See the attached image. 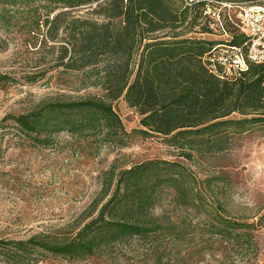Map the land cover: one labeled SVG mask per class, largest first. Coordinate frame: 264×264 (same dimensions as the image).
Listing matches in <instances>:
<instances>
[{"label": "trees", "instance_id": "obj_1", "mask_svg": "<svg viewBox=\"0 0 264 264\" xmlns=\"http://www.w3.org/2000/svg\"><path fill=\"white\" fill-rule=\"evenodd\" d=\"M208 8L219 6L208 0H0V31L20 33L24 51L46 50L44 56H53L54 65H38L28 81L55 68L60 75L78 72L82 89L98 90L79 99L45 100L10 115L17 130L45 146L62 132L125 145L130 133L114 105L123 99L139 116L133 133L163 138L179 157L196 162L228 149L233 136L264 123V63H250L237 79L210 72L205 55L221 43L242 45L246 37L222 12L231 38L203 37L216 31ZM9 79L0 74V80ZM219 179L210 177L207 191L198 190L193 173L180 161L147 160L126 169L113 165L101 192V200L107 199L72 236L0 241V248L15 263L35 250L81 260L135 237H179L184 229L156 211L166 201L202 212L223 238L248 235L244 228L254 223L222 214L213 189Z\"/></svg>", "mask_w": 264, "mask_h": 264}, {"label": "rangeland", "instance_id": "obj_2", "mask_svg": "<svg viewBox=\"0 0 264 264\" xmlns=\"http://www.w3.org/2000/svg\"><path fill=\"white\" fill-rule=\"evenodd\" d=\"M217 11L226 12L220 7ZM232 16L238 14L232 11ZM214 29L202 36L215 42L227 40ZM22 43L20 33L0 31V74L10 78L0 80V241L72 236L107 199L101 200V192L113 165L126 169L154 159L182 162L193 173L198 190L207 191V179L219 177L213 189L223 204L222 214L254 226L244 228L248 235L223 238L215 229L216 222L202 212L166 201L156 211H163L170 222L184 229L179 237H135L81 260L35 250L15 263L0 248V264H264V123L233 136L223 152L192 162L179 157L161 137L134 134L139 116L120 99L114 105L130 133L125 145L105 138L78 139L67 132L54 134L48 146L35 144L17 130L10 115L26 113L45 100L79 99L98 90L82 89L78 72L60 75L55 68L28 81L27 74L41 68L38 65L54 62L52 55L44 56L46 50L24 51ZM207 197L210 203L212 197Z\"/></svg>", "mask_w": 264, "mask_h": 264}, {"label": "built area", "instance_id": "obj_3", "mask_svg": "<svg viewBox=\"0 0 264 264\" xmlns=\"http://www.w3.org/2000/svg\"><path fill=\"white\" fill-rule=\"evenodd\" d=\"M226 12L228 21L246 37L242 45L218 44L203 58L210 72L222 79H237L247 71L250 63H264V0H208ZM232 11L238 16L234 18ZM212 28L219 29L227 40L231 35L225 28V19L221 12L208 8ZM226 40V41H227Z\"/></svg>", "mask_w": 264, "mask_h": 264}]
</instances>
